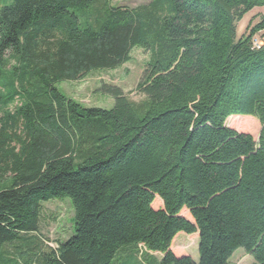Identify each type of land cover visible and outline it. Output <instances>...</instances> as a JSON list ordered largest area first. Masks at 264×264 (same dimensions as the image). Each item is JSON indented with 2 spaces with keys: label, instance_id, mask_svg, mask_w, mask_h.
<instances>
[{
  "label": "trees",
  "instance_id": "1",
  "mask_svg": "<svg viewBox=\"0 0 264 264\" xmlns=\"http://www.w3.org/2000/svg\"><path fill=\"white\" fill-rule=\"evenodd\" d=\"M148 1L0 0V251L16 243L0 264H232L239 250L264 264V16L237 39L264 0ZM136 48L142 102L104 86L114 107H85L57 88ZM235 116L260 121L258 141ZM65 198L75 234L43 249V203ZM180 233L198 235V262L172 252Z\"/></svg>",
  "mask_w": 264,
  "mask_h": 264
},
{
  "label": "rangeland",
  "instance_id": "2",
  "mask_svg": "<svg viewBox=\"0 0 264 264\" xmlns=\"http://www.w3.org/2000/svg\"><path fill=\"white\" fill-rule=\"evenodd\" d=\"M148 2V0H110L111 5L114 7L128 8H135L147 4ZM257 9L258 10L256 11L258 12L253 15V19H257L259 15L263 13L261 10L262 8ZM250 16H246L237 24V39L240 40L247 34L248 28L251 24ZM256 25L257 24H254L252 27ZM148 62L149 55L141 50V48H136L131 53L130 62L123 67L114 71H94L77 82H63L58 84L57 88L67 97L76 100L85 107H100L108 110L114 107L115 101L103 91L104 86L119 87L132 101L140 103L145 100V96L137 91V86L142 81ZM227 126L239 133L252 135L255 141H258L262 129L261 123L258 119L253 117L244 118L243 116H235L233 120H230L229 118L227 120ZM153 207L156 210L162 208V202L159 199H156ZM181 215L188 220L193 221L187 210L182 211ZM41 220L38 236L41 239L43 249H57L59 242H66L75 234V209L69 198L43 203V215ZM198 241L199 238L197 234L187 235L185 233H180L174 240L171 250L179 258L189 256L198 262ZM9 246H16V243L12 242L5 244L1 248L0 254L3 251L11 253V251L16 250V247L8 248ZM123 253L124 252H122L121 255ZM153 256L159 260L162 258L160 254H153ZM128 262L129 264H142L137 255L133 258H129ZM231 263L256 264L255 261L243 250H239L235 253Z\"/></svg>",
  "mask_w": 264,
  "mask_h": 264
},
{
  "label": "built area",
  "instance_id": "3",
  "mask_svg": "<svg viewBox=\"0 0 264 264\" xmlns=\"http://www.w3.org/2000/svg\"><path fill=\"white\" fill-rule=\"evenodd\" d=\"M263 41H264V31L258 33V34L253 38V41H252L253 49H256V50L261 49V48L263 47V45H264Z\"/></svg>",
  "mask_w": 264,
  "mask_h": 264
},
{
  "label": "crops",
  "instance_id": "4",
  "mask_svg": "<svg viewBox=\"0 0 264 264\" xmlns=\"http://www.w3.org/2000/svg\"><path fill=\"white\" fill-rule=\"evenodd\" d=\"M256 10H258V9H255V10H253L252 12H250L247 16H250V19H251V22H252V25H254V24H258L260 21H261V18H262V16H264V8H262L261 10L263 11V13L261 14V15H259V17L257 18V19H253L254 18V14L256 13V12H258V11H256Z\"/></svg>",
  "mask_w": 264,
  "mask_h": 264
}]
</instances>
